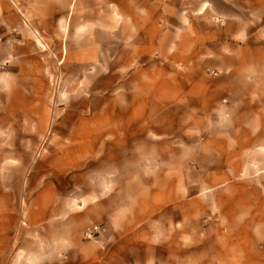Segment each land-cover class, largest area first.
<instances>
[{"label":"crops","instance_id":"0c3cea01","mask_svg":"<svg viewBox=\"0 0 264 264\" xmlns=\"http://www.w3.org/2000/svg\"><path fill=\"white\" fill-rule=\"evenodd\" d=\"M106 34L107 58H100ZM39 38L65 68L64 83L83 82L87 72L95 88L108 66L110 104L97 112L108 117L77 121L53 159L60 167L31 171L23 192L18 179L5 184L0 169V264H213L211 235L195 212L180 217L184 203L154 198L133 211V187L157 193L166 184L178 193L180 172L147 164L133 172L132 145L140 144L146 163L203 154L217 161L229 149L235 157L227 159L242 161L249 144L259 154L264 72L255 67H264V0H0V84L44 72ZM229 62L252 66L234 76L237 94L252 98L251 121L227 119L233 107L214 99L213 82L233 80L222 67ZM149 64L215 65L224 73L157 75L153 85ZM237 137L240 146L223 145ZM94 226L97 234L85 238Z\"/></svg>","mask_w":264,"mask_h":264},{"label":"rangeland","instance_id":"374dc122","mask_svg":"<svg viewBox=\"0 0 264 264\" xmlns=\"http://www.w3.org/2000/svg\"><path fill=\"white\" fill-rule=\"evenodd\" d=\"M108 35L99 37V45L102 48L100 58H107ZM39 39L38 59L44 72L14 74L11 83L7 81L0 84V169L5 172V184H11L18 179L22 192L31 171L60 167L53 159L59 158L61 151L67 148L66 144L70 141V136H73L77 121L91 123L93 119L97 121V116L101 114L105 118L108 117V112H97L100 106L110 104L108 95L112 91L107 65L101 67L103 71L95 82V88L87 72L83 74V82L79 80L76 84L73 77L64 83L60 79V70L63 69L64 72L65 68L57 62L55 51L52 53L45 48L44 40ZM220 67L181 64L157 67L149 64V79L153 80V83L149 84H155L157 75L167 78L175 74H190L197 80L202 75L212 78L216 73H224V68ZM222 67H227L226 74L232 75L233 80L226 86L219 80L213 82L212 87L219 91V95L214 99L218 100L219 104L233 107L232 112H227V119L251 121L252 98L237 94L234 76L242 71L250 74L253 71L252 66L229 62L227 66ZM255 68V71L264 72V67ZM2 70L0 66V72ZM77 89L84 95H75ZM111 103H114L113 100ZM159 115L161 114H157L158 117ZM260 120H264V116H260ZM240 142L238 137L230 138L225 140L223 145L226 148L230 144L235 147L240 146ZM253 147L255 146L252 144L244 145L245 158L248 159L242 161L227 159L235 157L229 149L222 153L217 161L211 159L209 154H203L201 158L193 160L181 158L174 162L163 160L146 163L139 159L140 144H133V159L130 164L133 172L145 168L146 164L147 167L151 165L161 169L174 168L180 172L178 193L166 191L170 188L166 184L164 191L157 193H145L140 191V187H133V211H140L148 200L154 198L163 203L179 200L185 204L181 205L180 217H187L188 211L195 212L196 217H200V224L197 226L206 228L207 234L211 235L213 264H264V145L257 146L259 154L255 156L251 154ZM106 148L101 145L100 151H106ZM66 152L68 151H65V155ZM94 154L97 159L99 150ZM72 156L83 158V153L72 151ZM253 156L255 159H252ZM78 169L77 166L71 170ZM234 172L238 174L234 175ZM199 188L202 190L199 191ZM188 202L193 205L189 207ZM97 227L98 231L100 226ZM97 231L93 235L97 234ZM86 233L87 231L85 238L93 237L87 236Z\"/></svg>","mask_w":264,"mask_h":264},{"label":"built area","instance_id":"2783aa9c","mask_svg":"<svg viewBox=\"0 0 264 264\" xmlns=\"http://www.w3.org/2000/svg\"><path fill=\"white\" fill-rule=\"evenodd\" d=\"M98 227L94 226L91 230L87 231V236H93V234L97 231Z\"/></svg>","mask_w":264,"mask_h":264}]
</instances>
